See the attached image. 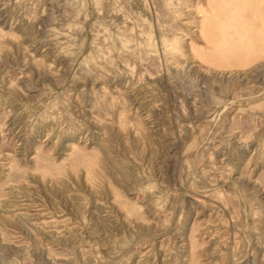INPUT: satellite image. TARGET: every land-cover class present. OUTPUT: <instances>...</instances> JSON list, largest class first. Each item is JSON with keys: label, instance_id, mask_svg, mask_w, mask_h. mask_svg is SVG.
<instances>
[{"label": "rangeland", "instance_id": "374dc122", "mask_svg": "<svg viewBox=\"0 0 264 264\" xmlns=\"http://www.w3.org/2000/svg\"><path fill=\"white\" fill-rule=\"evenodd\" d=\"M210 3L0 0V264H264V49Z\"/></svg>", "mask_w": 264, "mask_h": 264}, {"label": "bare ground", "instance_id": "6f19581e", "mask_svg": "<svg viewBox=\"0 0 264 264\" xmlns=\"http://www.w3.org/2000/svg\"><path fill=\"white\" fill-rule=\"evenodd\" d=\"M216 5L217 0H212V4L210 3V8L215 7ZM221 7H224L225 11L226 8L227 10H232L233 13L230 14L231 19L234 18V14H237V12L241 11H244L245 13V11L247 10L249 15L244 18L243 24H240L236 21H231L232 23L227 25L220 23L216 25L212 21L210 27L213 31L209 34L210 37L216 36L217 33L214 29H217L220 32V36L222 37V42H219L218 44V46H220L222 50L219 51V56L216 57H220V59H222L223 61L229 62V59H235L234 61L236 63H241L242 61L246 60L250 55L262 51L264 49L263 0H222ZM224 10H222V13H220L219 15H226ZM206 17L208 19L206 20L209 22V16L206 15ZM258 19H261V24H256V21ZM230 26L234 27L233 29L237 30L236 37L233 38L232 41H230L228 34L226 33L227 28ZM240 30L242 31L239 34ZM217 58H213V62L215 60L218 61Z\"/></svg>", "mask_w": 264, "mask_h": 264}]
</instances>
